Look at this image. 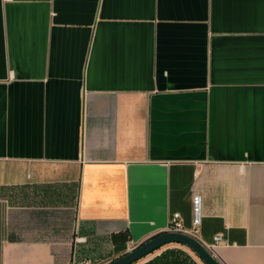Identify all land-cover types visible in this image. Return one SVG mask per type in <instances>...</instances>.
<instances>
[{"label":"crops","instance_id":"obj_1","mask_svg":"<svg viewBox=\"0 0 264 264\" xmlns=\"http://www.w3.org/2000/svg\"><path fill=\"white\" fill-rule=\"evenodd\" d=\"M196 194L215 258L264 264V0H0V264H105Z\"/></svg>","mask_w":264,"mask_h":264},{"label":"water","instance_id":"obj_2","mask_svg":"<svg viewBox=\"0 0 264 264\" xmlns=\"http://www.w3.org/2000/svg\"><path fill=\"white\" fill-rule=\"evenodd\" d=\"M170 243H177L188 247L204 264H221L209 248L198 238L188 233L176 231L160 233L105 264H133L153 251Z\"/></svg>","mask_w":264,"mask_h":264},{"label":"built area","instance_id":"obj_3","mask_svg":"<svg viewBox=\"0 0 264 264\" xmlns=\"http://www.w3.org/2000/svg\"><path fill=\"white\" fill-rule=\"evenodd\" d=\"M192 228L191 230H186L182 225L181 216L178 212H174L169 216L168 219V227L167 231H176V232H183L188 233L194 237H196V233L198 231V227L201 222L202 217V208H201V196L194 195L192 200ZM222 239L220 236L214 237V242L219 243ZM82 264H89L88 261H84Z\"/></svg>","mask_w":264,"mask_h":264},{"label":"trees","instance_id":"obj_4","mask_svg":"<svg viewBox=\"0 0 264 264\" xmlns=\"http://www.w3.org/2000/svg\"><path fill=\"white\" fill-rule=\"evenodd\" d=\"M119 238L122 239V236L120 234H114V235H112V241L113 242L117 241Z\"/></svg>","mask_w":264,"mask_h":264}]
</instances>
